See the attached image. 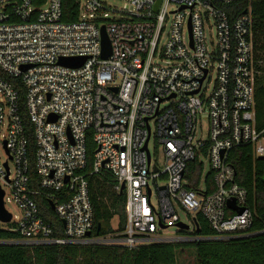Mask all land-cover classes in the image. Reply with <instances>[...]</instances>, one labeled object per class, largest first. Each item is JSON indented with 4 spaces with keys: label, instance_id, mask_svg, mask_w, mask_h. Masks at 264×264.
<instances>
[{
    "label": "built area",
    "instance_id": "built-area-1",
    "mask_svg": "<svg viewBox=\"0 0 264 264\" xmlns=\"http://www.w3.org/2000/svg\"><path fill=\"white\" fill-rule=\"evenodd\" d=\"M240 1L130 0L133 8L119 11L102 0H77V19L67 23L63 0H0V185L4 206L10 202L19 212L11 213L7 230L20 237L8 244L136 250L260 234L250 232L248 193L229 162L230 153L243 147L264 157L252 13L232 19L224 9ZM110 13L120 19L100 18ZM102 27L112 48L107 59ZM63 59L85 62L74 68L61 65ZM22 90L35 140L33 162ZM152 139L160 160L150 151ZM90 140L96 151L89 174H111L115 190L125 184L126 194L125 229L95 237L87 236L94 228L84 173ZM39 199L54 204L62 236L43 218ZM230 201L244 212L229 208ZM177 207L192 224L181 221ZM198 215L214 237L161 234L180 223L193 233Z\"/></svg>",
    "mask_w": 264,
    "mask_h": 264
},
{
    "label": "trees",
    "instance_id": "trees-1",
    "mask_svg": "<svg viewBox=\"0 0 264 264\" xmlns=\"http://www.w3.org/2000/svg\"><path fill=\"white\" fill-rule=\"evenodd\" d=\"M230 18L235 19L247 9L251 10L255 36L256 59L261 62L258 53L264 51V0H244L224 8ZM79 12L77 0H63V21H76ZM261 70V69H260ZM25 91L20 96L21 114L29 140V151L33 162L35 140L25 107ZM257 123L264 127V82L258 77L256 89ZM88 167L85 170L90 185L94 210V228L101 226L99 235L123 231L126 226V194L117 192V183L109 173L90 175L96 146L89 141ZM230 164L236 171V183L248 193V208L253 214L252 233H260L249 238L235 240H206L188 243H161L141 246L136 250L121 247H83L75 245L31 247L10 245L2 242L20 240V237L7 229L10 225L0 223V264H177L179 251L194 249L196 264H264V161L253 155L251 147L237 148L230 153ZM197 163L189 165L194 171ZM43 218L54 228L55 236H62L63 225L55 216L46 200H38ZM119 219L118 229L113 221ZM196 229L193 233H182L194 237L212 238L214 231L206 219L198 215L195 218Z\"/></svg>",
    "mask_w": 264,
    "mask_h": 264
},
{
    "label": "rangeland",
    "instance_id": "rangeland-1",
    "mask_svg": "<svg viewBox=\"0 0 264 264\" xmlns=\"http://www.w3.org/2000/svg\"><path fill=\"white\" fill-rule=\"evenodd\" d=\"M103 3L107 4L111 9H116L119 11H128L131 10L133 7L130 5V0H102ZM100 18L102 20H114V19H120V15H114L112 13L109 14L108 18H105L104 15H101ZM170 30V22H168L167 28H166V33L164 34V36L162 37L161 40V46L164 45V43L166 42L167 39V33ZM213 32L212 34L214 35V28H212ZM261 56V74H260V78L262 79V81L264 82V51H262L261 53H258ZM157 64L163 65V62L161 60L156 61ZM203 129H204V133L206 134L207 132V123L206 121L204 122L203 125ZM150 151L155 154V152L158 153V155L156 156V160H160V149L155 150V143L154 140L152 139L150 142ZM0 156L2 159H4V155L2 153V149L0 148ZM210 163L209 162H205V174L204 176H207L210 173ZM154 203L156 204V197L154 196L153 198ZM6 209L14 214V216H18L19 212L18 209L15 205H13L10 202H6ZM177 213L181 219L182 222L186 223L189 222L190 224H192L191 220L192 217L189 216L186 212H184L182 209L177 207ZM119 226V219H115L113 221V227L114 229H118ZM182 233H188V232H184L182 229L176 227V226H171L165 230L161 231V234L165 237H170V238H174L177 236H181ZM178 263L177 264H196V251L194 249L188 248V249H182L179 251V255H178Z\"/></svg>",
    "mask_w": 264,
    "mask_h": 264
},
{
    "label": "water",
    "instance_id": "water-1",
    "mask_svg": "<svg viewBox=\"0 0 264 264\" xmlns=\"http://www.w3.org/2000/svg\"><path fill=\"white\" fill-rule=\"evenodd\" d=\"M160 1V0H159ZM158 5L156 7L157 11ZM244 13H247L245 11ZM101 42H102V58L107 59L111 56L112 54V48H111V43L108 38V35L106 33V30L104 27L101 29ZM85 59H63L60 61L61 65L68 66V67H80L84 64ZM147 149V144L145 145V150ZM259 160L264 161V157H260ZM68 181V180H67ZM125 189V184L121 186V193L124 192ZM4 197H5V192L3 191L1 185H0V223L3 225H8L12 221V214L8 212L4 206ZM50 206L52 210L54 209V204L50 202ZM228 207L236 211L238 214H242L244 212L243 208H238L235 204L234 201H230L228 203ZM176 227L184 230H188L189 226L185 225L183 223L177 224ZM165 228V227H164ZM166 229V228H165ZM101 231V226L99 225L96 230V234L99 235ZM93 232L87 233V236H92ZM4 244H8L9 242H2Z\"/></svg>",
    "mask_w": 264,
    "mask_h": 264
}]
</instances>
